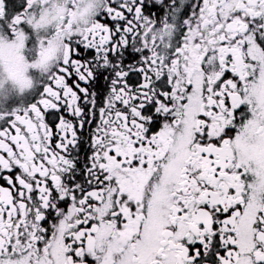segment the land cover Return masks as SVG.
<instances>
[{
  "label": "snow or ice",
  "instance_id": "obj_1",
  "mask_svg": "<svg viewBox=\"0 0 264 264\" xmlns=\"http://www.w3.org/2000/svg\"><path fill=\"white\" fill-rule=\"evenodd\" d=\"M0 264H264V0H0Z\"/></svg>",
  "mask_w": 264,
  "mask_h": 264
}]
</instances>
